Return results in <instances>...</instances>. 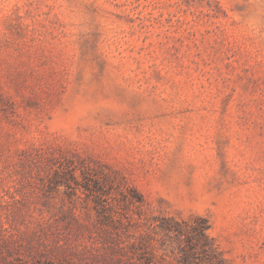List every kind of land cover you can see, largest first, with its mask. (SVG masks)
Listing matches in <instances>:
<instances>
[{"label":"rangeland","instance_id":"374dc122","mask_svg":"<svg viewBox=\"0 0 264 264\" xmlns=\"http://www.w3.org/2000/svg\"><path fill=\"white\" fill-rule=\"evenodd\" d=\"M0 264H264V0H0Z\"/></svg>","mask_w":264,"mask_h":264}]
</instances>
